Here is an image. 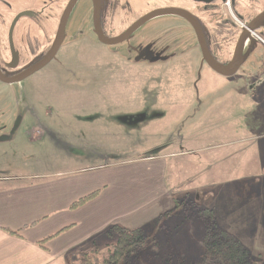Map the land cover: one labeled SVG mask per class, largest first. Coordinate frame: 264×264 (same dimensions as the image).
<instances>
[{
	"label": "rangeland",
	"instance_id": "obj_1",
	"mask_svg": "<svg viewBox=\"0 0 264 264\" xmlns=\"http://www.w3.org/2000/svg\"><path fill=\"white\" fill-rule=\"evenodd\" d=\"M5 1L13 9L0 4L3 38L4 16L9 20L34 2ZM66 1L60 0V6ZM146 3L166 5L163 0ZM208 34L217 38L213 50L216 41L220 46L229 36L227 30L216 34L212 24ZM20 37L17 29L15 48L26 55ZM252 41L242 52L241 74L221 76L201 66L199 52L187 49L197 41L181 18L160 16L126 42L107 47L93 34L91 1L78 0L55 59L20 84L0 83V139L15 129L11 140L0 142V178L6 179L0 181V194L15 199L21 189L46 181L16 180L23 175H60L54 182L94 178L111 188L110 195L119 193L123 179L135 198L132 209L136 203L147 208L138 218L130 211L125 226L148 229L157 240L132 264H200L199 243L212 223L264 262V70L261 63L249 74L251 61L246 65L248 55L256 60L264 45ZM147 47L151 55L162 50L168 58L152 62L143 53ZM41 125L58 134L28 142ZM158 201H165L170 212L153 228L150 219L161 211L154 206ZM69 212L59 208L57 215L70 217ZM114 243L115 236L105 231L92 236L68 264H80L86 253L105 258Z\"/></svg>",
	"mask_w": 264,
	"mask_h": 264
},
{
	"label": "flooded vegetation",
	"instance_id": "obj_2",
	"mask_svg": "<svg viewBox=\"0 0 264 264\" xmlns=\"http://www.w3.org/2000/svg\"><path fill=\"white\" fill-rule=\"evenodd\" d=\"M33 1H34L33 4H30L31 7L24 9L25 11L20 12L19 14H17V16L9 20H7V17L4 16V19L2 20L3 22L1 23L2 26L4 29L6 28V38L2 37L0 30V83L2 84L13 85L24 82L31 75L19 82H17V80L26 73H28V71L31 70V68L38 65L48 56V54L52 50V47L54 46L57 40V37L60 32L63 16L66 13L67 8L71 2V0H67L63 6H60V0H33ZM90 1L93 6V34L101 44L107 47L116 46L118 44H122L126 42L142 26H144L151 20H154L155 18L166 15L153 16L148 21L140 25V27H138L123 42H120L118 44L110 45L104 43L103 41L100 40V33L107 40H115L118 38H122L129 31V29H132L135 25H138V23H140L143 19H145L151 14L158 13V11L164 9H181L190 13L194 17L198 28H200L203 42L200 41L197 30L193 25H191L188 21H186L184 17L177 14H173V16H177L181 18L184 22H186V24H188V26L192 28V31L194 32L197 41L196 46L198 47L196 48L194 44L192 47H189L187 49H191L192 50L191 52L193 53L196 52L198 54L199 52L201 57L200 60L201 66L206 67L209 71L210 69L212 71L214 70L210 67V65L207 63L204 57L202 50V43H204L205 51L208 53V55H210V57H213V59H215V61H217L219 64L226 66L232 62L237 43L244 31H248L250 33L246 38V42H245L246 44L244 48H246L250 43L251 44L253 43L252 39L258 40L259 38L264 42V23L262 27H260L255 31L249 30V27L251 26L252 28L254 27L253 24L255 20L258 18V16H260L264 12V6L260 8V6H262V4L264 3V0H163L166 3V5L164 4V7H160L157 5L153 7H148L146 0H90ZM76 3L77 2H75V4ZM0 4H2V7L4 9L5 8H7V10L13 9V4L5 0H0ZM73 9L74 7L72 8L67 18V22ZM59 12H61L60 16L59 18H56L55 15ZM24 13H29L30 15L21 16L12 30L11 28L15 20L18 18V16ZM0 17L1 19L3 17L1 12H0ZM23 18L33 19L35 20V22H33L32 24L26 22L21 23ZM43 19H45L46 21L45 25H47V28L43 25V21H42ZM4 20L8 22L6 23ZM67 22L62 32V40L64 37V32L66 29ZM210 24H212L213 27L216 28V34L218 31L219 34L222 33L224 35V31L226 30L227 33H229V36L225 37L224 42H222V39H220V41L224 44L218 46L219 41H216L217 43H215V45L217 47L215 46L214 50L211 48V44L214 40H217V38L216 35H212L209 38L208 26ZM53 28H55L54 31H52ZM17 29L21 35L19 40L21 42L23 49L26 51L25 53H27L26 55L23 54L19 49L15 48L14 33ZM35 34H37L36 37H34ZM62 40L58 47V50L56 51L54 57L50 62H52L57 56L61 48ZM258 41L262 43L260 40ZM1 42L2 43L4 42L5 45L1 44ZM262 45H264V43H262ZM148 49L149 48L147 47L146 50L143 51V53H145V57H148L149 60H151L156 64L162 63L166 58H168V56L163 57L162 50L158 54L151 55ZM252 52L254 55V51ZM163 58L165 59L163 60ZM259 58L262 60V62L259 60ZM262 58H264V50L262 51L261 56L258 57L256 60L252 59L251 54L248 55L246 59V65L248 64V62L251 61V66L248 69L249 74L250 73L253 74L254 70L256 68H259V66L257 65L261 63L263 64L262 66L264 70V60ZM241 72H242V54L240 56L239 69L234 74L226 77H232L236 74H241ZM46 127L47 126L41 125L40 128H33L31 134L29 135L33 136L35 130L39 129L40 130L39 137L43 138L45 137V134H48L51 137H55L56 133L54 134L53 133L54 131L52 129ZM14 131L15 129L13 130V134ZM13 134L11 132L10 136L8 137L5 136L3 138H10L9 140H11L12 139L11 136Z\"/></svg>",
	"mask_w": 264,
	"mask_h": 264
},
{
	"label": "crops",
	"instance_id": "obj_3",
	"mask_svg": "<svg viewBox=\"0 0 264 264\" xmlns=\"http://www.w3.org/2000/svg\"><path fill=\"white\" fill-rule=\"evenodd\" d=\"M53 133L55 134V131ZM39 135L40 130L36 129L34 135L27 138L28 142L34 144ZM75 173L74 175H79V171ZM56 176L60 175L16 177L17 181L34 179L46 181L39 187L31 186L21 189L20 192L16 191L19 194L15 199L0 194V264H53L59 260L68 264L69 256L77 253L78 247L87 239L106 232L113 226L127 228L126 216L130 211H132L130 214H138L135 215L138 218L147 209L141 207L142 203H136L137 207L132 209L135 198L129 195L123 179L117 187L119 193L110 195L111 188L108 185L99 186V181L94 178L79 175L65 178L61 182L52 181ZM4 180L6 179L0 178V181ZM242 181H245L244 178ZM96 191H100L96 199L81 208L70 210L74 202ZM140 197L145 202V192L140 194ZM154 199L151 195L150 203ZM161 201L154 204L155 207L160 206L161 211L150 219V223L169 211V207L164 204L165 201L159 205ZM59 208L69 209L71 218L67 214L57 215ZM123 216L125 219H121ZM34 223L35 225H32ZM3 228L13 231L25 229L20 237H16L5 232ZM65 228L68 229L47 242L44 247L38 245L39 242Z\"/></svg>",
	"mask_w": 264,
	"mask_h": 264
},
{
	"label": "trees",
	"instance_id": "obj_4",
	"mask_svg": "<svg viewBox=\"0 0 264 264\" xmlns=\"http://www.w3.org/2000/svg\"><path fill=\"white\" fill-rule=\"evenodd\" d=\"M99 193L100 191H96L77 200L71 205L70 210L83 207L96 199ZM175 203L178 206L176 200ZM205 211L214 215V211L211 209H206ZM169 212L166 213V216L169 215ZM166 216L158 217L151 226L153 228L161 226ZM32 225H35V223ZM24 229L13 231L3 228L5 232L16 237H20ZM67 229L65 228L57 234L44 239L38 245L44 247L47 242ZM106 235L115 236V243L110 245L108 256L104 258L100 257L96 252L86 253L83 255V260L80 264H132L133 260L141 252L146 251L150 246H157V240L145 228L127 229L113 226L106 231ZM199 244L203 250L200 264H264L260 258H254L251 251L236 236L218 227L215 223L208 226L206 234Z\"/></svg>",
	"mask_w": 264,
	"mask_h": 264
},
{
	"label": "water",
	"instance_id": "obj_5",
	"mask_svg": "<svg viewBox=\"0 0 264 264\" xmlns=\"http://www.w3.org/2000/svg\"><path fill=\"white\" fill-rule=\"evenodd\" d=\"M77 1L78 0H71L69 6L67 8V11H66V13L63 16L62 24H61V27H60V32H59V35L57 37V40H56L54 46L52 47V50L48 54V56L42 62H40L38 65H36L33 68H31V70H29L28 73H26L21 78H19L17 80V82H19V81L23 80L24 78L32 75L33 73L39 71L40 69L45 67L52 60V58L54 57V54L58 50V47H59V45L61 43L62 32H63L65 24L67 22V18L69 16L72 8L74 7L75 2H77ZM173 14H177V15H180V16L184 17L186 19V21H188L191 25H193L196 28V30H197V33H198L200 41H202V39H203L201 37L202 34L200 32V28H198V26L196 24V20L194 19V17L190 13H188V12H186L184 10H181V9H164V10H160V11H158V13L151 14L148 17H146L145 19H143L140 23H138V25H135L132 29H129V31L122 38H118V39H115V40H107L100 33V40L103 41L104 43L110 44V45L118 44L120 42H123L138 27H140V25H142L144 22L148 21L153 16H156V15H173ZM28 15H30V14L29 13H24V14L18 16V18L15 20V22H14V24H13L11 29L13 30L16 22L18 21V19L21 16H28ZM263 23H264V12L260 16H258V18L255 20V22L253 24L254 27L253 28H252V26L249 27V30L250 31H255V30L259 29L260 27H262ZM12 30H11V32H12ZM249 34L250 33L248 31H244L243 32V34L241 35V37H240V39H239V41L237 43L232 62L229 63L226 66L219 64L217 61H215V59H213V57H210V55H208V53L205 51L204 43H202L203 54H204V57H205L207 63L210 65V67L214 71H216L218 74H220L222 76H230V75L234 74L240 67V56H241L242 50H243V48H244V46L246 44L245 43L246 42V38L248 37ZM12 134H13V132H12ZM9 139L10 138H1L0 142L7 141Z\"/></svg>",
	"mask_w": 264,
	"mask_h": 264
},
{
	"label": "built area",
	"instance_id": "obj_6",
	"mask_svg": "<svg viewBox=\"0 0 264 264\" xmlns=\"http://www.w3.org/2000/svg\"><path fill=\"white\" fill-rule=\"evenodd\" d=\"M258 40H260L262 43H264L261 39L258 38Z\"/></svg>",
	"mask_w": 264,
	"mask_h": 264
}]
</instances>
